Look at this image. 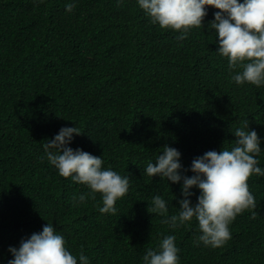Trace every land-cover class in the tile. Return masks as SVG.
<instances>
[{
  "label": "trees",
  "instance_id": "trees-1",
  "mask_svg": "<svg viewBox=\"0 0 264 264\" xmlns=\"http://www.w3.org/2000/svg\"><path fill=\"white\" fill-rule=\"evenodd\" d=\"M216 11L209 6L205 26L179 40L180 31L153 24L136 0H0V264L13 258L9 246L48 222L90 264H142L170 234L180 264H264V177L248 180L256 217L239 214L222 247L197 245L195 218L173 230L148 212L157 194L169 216L183 198L180 184L143 175L164 145L190 169L205 152L232 147L246 124L264 140V86L232 80L208 28ZM63 126L82 132L72 148L130 177L116 214L98 211L100 193L74 201L91 190L48 162L43 145ZM258 159L264 167V151Z\"/></svg>",
  "mask_w": 264,
  "mask_h": 264
},
{
  "label": "clouds",
  "instance_id": "clouds-1",
  "mask_svg": "<svg viewBox=\"0 0 264 264\" xmlns=\"http://www.w3.org/2000/svg\"><path fill=\"white\" fill-rule=\"evenodd\" d=\"M43 2V0H40ZM138 6L161 28L180 31L183 40L195 27L205 26L208 8L218 9L208 28L215 30L218 52L228 59L232 80L238 84L264 86V0H136ZM73 4L67 5L71 11ZM237 139L232 147L209 150L192 160L190 169L182 163V153L164 145L153 161H149L143 175L159 176L161 181L180 184L179 211L169 216L168 202L159 194L151 198L148 212L164 217V223L173 230L198 222L196 243L213 248L222 247L231 239L230 224L244 211H252L257 201L249 189L248 180L256 175L264 177V167L258 159L264 140L249 124L237 128ZM82 134L78 126H63L43 145L46 158L60 176L86 185L91 192L74 197L79 204L88 196L101 194V214H116V203L130 190L131 179L111 168H104L101 156L70 145ZM192 173L191 176L187 172ZM193 189H198L197 195ZM196 197L195 202L191 199ZM177 199V197H176ZM12 257L7 264H90L87 255H74L67 247L65 237L56 227L47 223L42 230L21 239L18 247L9 246ZM180 249L175 235H166L155 249L149 247L142 264H180Z\"/></svg>",
  "mask_w": 264,
  "mask_h": 264
}]
</instances>
